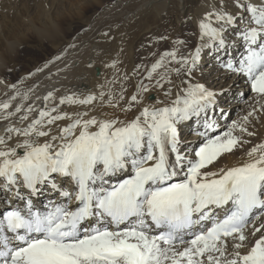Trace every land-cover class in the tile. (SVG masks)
<instances>
[{"label": "snow or ice", "instance_id": "6c2138e0", "mask_svg": "<svg viewBox=\"0 0 264 264\" xmlns=\"http://www.w3.org/2000/svg\"><path fill=\"white\" fill-rule=\"evenodd\" d=\"M193 35V49L162 53L129 99L122 88L59 99L84 111L7 112L27 123L0 136V264H264V141L210 169L255 135V110L212 133L237 80L264 99V0H215ZM205 55L219 88L195 79ZM153 92L163 98L149 103ZM97 99L123 118L97 113ZM193 123L198 145L182 137Z\"/></svg>", "mask_w": 264, "mask_h": 264}, {"label": "bare ground", "instance_id": "6f19581e", "mask_svg": "<svg viewBox=\"0 0 264 264\" xmlns=\"http://www.w3.org/2000/svg\"><path fill=\"white\" fill-rule=\"evenodd\" d=\"M82 2L81 15L84 11L89 10L93 4H98L100 13L98 12L99 18L96 17L98 19L95 20L98 21L91 22L92 24L84 28L74 40L71 38V41L63 46L64 48L60 47L62 48L60 51L50 56L46 62L41 63L42 65L40 64L41 66L37 68L24 70L20 73L18 70H13L12 76L9 77L4 69L8 66V60L14 56L13 50L18 48L20 42L25 39L14 36L5 40L6 53L0 54V104L10 102V108L7 111L0 109V136L6 135L5 128L7 126L23 127L27 123V121L21 122L20 117L23 113H16L8 119H4L7 112H14L17 106H23L25 110L31 106L38 111L46 105L48 107L53 104L59 105V99L63 96L75 94L78 97H83L88 94H95L98 97L102 92L106 96L111 92L114 97H118L122 88L127 90L125 99H129L135 86L141 80L145 84L148 83L146 79L147 70L162 53L167 50L179 49L180 54H187L193 49L198 42L197 37L193 35L197 20L206 11L211 10L215 0H83ZM43 7L45 6L37 4L34 17L30 19L28 17L24 23L29 25L28 28L31 29L30 37L47 38L51 44L57 47L62 44V42L57 41V37L63 34L64 30L61 29L60 25L65 19L62 18L61 14H55L58 16L53 18L50 16L52 12ZM83 18L85 17L83 16ZM39 21H42L43 25H37ZM184 28L187 31L183 32L185 35L181 32V30H185ZM24 30L29 32L26 28ZM104 33H108V35L104 36ZM162 36L167 37V39H161ZM143 38L147 39L149 46L141 54L137 51V44L139 45L138 42ZM177 40L188 41V46L184 47L174 43ZM204 61V64H208L209 67H213L215 63L208 55L204 56ZM113 64L115 67L111 66ZM137 65L143 66L134 71ZM38 69H42V71H38ZM140 72L142 74H139ZM205 75V72L198 70L195 73V79L203 83ZM228 83L231 84L232 81ZM246 86L247 84L243 80H237L233 92L229 93L230 102L226 106V110L221 113L220 108L216 109L214 114V119L217 121L216 129L225 124L230 113L228 109L233 111L234 107L240 106L238 102L244 96ZM247 90H250L249 87ZM49 92L53 93L54 99L44 101L43 98ZM25 95L27 99L23 98ZM151 96L149 103H154L156 99L163 98L162 95L158 97L156 92H153ZM12 97L16 98L13 100ZM119 103L123 104L124 101H119ZM95 104L97 113L103 112L109 115L114 113L121 118L124 116L118 109L108 107L106 100L103 102L102 108L99 99L95 101ZM59 107L69 112L86 110L85 107L78 105L65 104L59 105ZM35 115L36 112H33L29 116V120L33 119ZM259 118V121L257 118L256 121L258 122V129H262L260 133L251 139H247L250 143L235 150L234 154L221 156L214 166H210L211 170L238 164L241 159L246 158L244 154L248 149L264 141V115ZM192 126H195L193 130ZM197 130V125L194 123L181 128L182 134L185 135L184 139L190 142L200 139L196 135ZM262 220L264 217L255 221L256 225L259 226Z\"/></svg>", "mask_w": 264, "mask_h": 264}, {"label": "rangeland", "instance_id": "374dc122", "mask_svg": "<svg viewBox=\"0 0 264 264\" xmlns=\"http://www.w3.org/2000/svg\"><path fill=\"white\" fill-rule=\"evenodd\" d=\"M82 1L83 0H0V54L6 53V39L9 40L14 36L17 38L22 37V39H25L24 41L20 42L21 44L18 46V48H15V50H13L15 52H13L14 56L12 55L13 57L8 60V66H6L4 72L9 77H11V73L13 74V70H18V73H20L24 70L27 71L29 69H34L41 66L44 62H46V60H48L50 56L54 55L57 51H60L62 48H64L63 46L67 45L66 43L68 41L74 40V38L78 34L82 33L84 28L92 24L91 22H97L98 20H95L99 18L100 13L98 4H93L92 6L94 7L91 6L89 10L84 11L82 13L83 15H81L80 12L83 9L80 8L81 6H83ZM37 4H42V6H45L43 7L44 9H48L49 12H52L50 16H52L53 18H56V16H58L55 14H61L63 16L62 18L65 19L60 25L61 29L64 30L62 32L63 34L57 37V41L62 42L61 45H58L56 47L55 45L51 44V41L47 38L39 39L35 36L30 37L29 33L31 29L28 28L29 25L24 23V21L26 22L28 17L29 19L34 17ZM83 16L85 18H83ZM37 23V25H43L42 21H39ZM24 28L28 29L29 32L27 30H24ZM184 29L185 30H181L182 33L187 32L186 28ZM138 43L139 45L137 44V51L142 54V52L144 53V51L148 49L149 45H147V39L143 38ZM208 67V64H204L200 69V72H205L206 74L204 76L205 78H203V83L207 84V86L209 87L216 88L217 86H219L217 77L218 75L221 76V73L213 67ZM96 74H98V72H96ZM139 74H142V72H140ZM245 88V94L238 102L240 106L234 107L233 111H231V109H228L230 113L227 116L225 124L220 125V127L217 128L214 133H212L213 135L222 134L231 126L234 121L241 120L244 116H247L249 112H253V110H255L254 114L248 117V131L255 133L252 138L260 133L262 129H258V122L256 121V118L259 121V117L264 115V108L261 107V105H264V99L257 97L255 93L247 90L248 86H246ZM182 137L184 138L185 135L182 134ZM245 139H251V137L245 135ZM199 141L200 139L195 140L196 143Z\"/></svg>", "mask_w": 264, "mask_h": 264}, {"label": "water", "instance_id": "95a60500", "mask_svg": "<svg viewBox=\"0 0 264 264\" xmlns=\"http://www.w3.org/2000/svg\"><path fill=\"white\" fill-rule=\"evenodd\" d=\"M96 70H98V68H96Z\"/></svg>", "mask_w": 264, "mask_h": 264}]
</instances>
